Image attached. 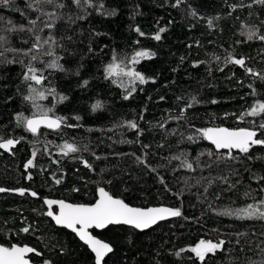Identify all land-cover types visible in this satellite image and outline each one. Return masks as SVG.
Listing matches in <instances>:
<instances>
[{"label": "trees", "instance_id": "trees-1", "mask_svg": "<svg viewBox=\"0 0 264 264\" xmlns=\"http://www.w3.org/2000/svg\"><path fill=\"white\" fill-rule=\"evenodd\" d=\"M58 3L65 7L45 8L60 17L52 34L59 42L55 52L65 71L46 69L44 88H54L67 99L58 103V96L48 95L36 101L44 109L52 108L50 115L67 118L57 131L40 130L33 136L17 126V114L29 117L38 109L23 99L28 91L22 81L21 61L27 64L30 57L6 49H27L31 39L26 32L0 31L7 37V43L0 46V137L20 141L11 151L0 149V188L38 193L33 197L7 191L0 196V244L34 247L42 255H31L32 264H43L45 259L52 264H94L93 255L73 234L56 228L47 218L43 201L93 204L97 189L103 187L132 207L167 206L181 211V216L145 232L124 226L93 231L113 247L106 264H193L190 252L176 253L201 239L225 242L215 255L208 254L206 264H249V260L264 258L257 247H264V220L220 214L264 199L260 191L264 184L258 182L264 175V159L255 158L264 157V149L257 146L251 160L235 151L236 160H218L207 155L215 153L208 141L187 140L197 128L253 127L249 121L262 122L261 117L240 121L237 116L254 100L264 98V81L225 60L231 53L264 73V41L248 40L246 35L252 30L264 34V4L183 0L173 7L176 0H90L91 7L81 8L69 0ZM15 7L26 9L25 0H15ZM113 10L114 15L106 14ZM28 14L33 19L38 15ZM0 17L4 18L0 28L9 20L15 25L27 23L11 7L0 6ZM160 28L166 30L157 41L153 37ZM41 35L46 36L47 30ZM137 50L154 55L135 65L147 82L137 81L136 90L126 100L127 80L124 87L113 84L104 78L103 69L113 53L127 61ZM48 59L40 56L33 63L42 68ZM84 81H88L86 86ZM249 84L257 96L249 94ZM193 96L199 103L176 119ZM97 101L102 107L93 111ZM77 116L81 119L76 120ZM126 121L136 122L140 132L128 128ZM65 141L79 151L63 156L59 146ZM182 153L192 163V170L172 159ZM29 159L33 166L26 170ZM84 161L91 167H85ZM23 227L30 231L22 232Z\"/></svg>", "mask_w": 264, "mask_h": 264}, {"label": "snow or ice", "instance_id": "snow-or-ice-1", "mask_svg": "<svg viewBox=\"0 0 264 264\" xmlns=\"http://www.w3.org/2000/svg\"><path fill=\"white\" fill-rule=\"evenodd\" d=\"M71 4H75L78 7H91L90 0H69ZM256 3L264 4V0H254ZM26 9H21L15 7V0H0V6L11 7L14 11L19 12L20 16L23 17L27 23L15 25L11 20L7 21V24L0 31L6 32H26L30 35L31 47L27 49H6L13 52H22L23 55L29 56L30 59L27 64L21 61L24 66V71L22 73V81L27 84L28 94L23 97L26 102H31L34 108L38 109V112L34 113L32 116L26 117L22 113L16 115L15 119L17 126H22L27 132L36 136L40 129L46 128L53 131L61 129L62 125H65V117H59L52 113V108L44 109L36 103L38 100H44L48 95L56 98L58 96L57 102H62L66 100L67 97L63 95H58L54 88H44L45 81L48 80V76L45 74V70H59L65 71L63 65L60 64L61 57L56 55L55 48L59 46V42L55 39L52 34V30L57 27L56 20L60 19L55 12L46 11L45 6H53L56 8H63L65 5L63 3H58V0H25ZM183 0H176V3L172 5L173 7H178ZM243 6V5H241ZM233 9L237 6L232 5ZM103 9V5H100ZM38 13L36 18H31L28 12ZM107 15H114L115 11L107 12ZM195 15V13H193ZM79 19H84V16L78 17ZM4 21L3 17H0V23ZM211 25V21H209ZM47 30V35L42 36ZM166 29L160 28L159 31L154 35L153 39L159 41L161 39L160 33H163ZM141 36L144 35L139 28H136ZM99 35V33H97ZM248 40L259 39L264 41V34H258V31L252 30L247 34ZM69 39H71L69 37ZM7 43V37L5 35H0V46ZM25 44L29 43L28 40L24 41ZM89 51H92L90 48ZM2 55V53H0ZM154 55L147 50H137L133 55L127 60H120L115 53H113L112 58L109 63L104 66V78L111 79L113 84H118V86H125V79L129 85L127 92L128 94L124 96V99H128L132 93L136 90L135 84L138 81L140 84L147 82V78L136 70L135 65L138 64L142 59L151 58ZM40 56L49 57L50 59L43 61V67L37 68L33 62L38 61ZM219 59V57H217ZM225 63H231L237 65L244 69L245 74L256 77L257 79L264 81V73H258L252 68L248 67L246 60L243 57L237 58L236 56L229 53ZM196 65H194L195 67ZM88 81H84V86H86ZM243 82H241L242 84ZM248 87L251 89L249 93L252 96H257V90L249 84ZM243 98V97H242ZM164 97H161L163 100ZM178 101H182L183 97H177ZM212 103H217L216 100H212ZM199 103L197 98L193 96L189 102L184 104L179 110V116L176 119H180L184 116L187 109L192 108L195 104ZM102 107L100 101H97L92 105L93 111ZM228 114H226L227 116ZM245 117H261L262 122L258 125L255 121H249L253 124V127H240V128H227V127H207V128H197L195 129V134H190L187 136L188 141L195 142L197 139H203L209 141L214 147L215 153L209 151L208 156H216L218 160H236L237 156L234 154L239 153L245 158L251 160L253 156L252 151L259 146L264 149V98L256 99L252 105L241 112L237 119L243 121ZM76 120L81 119L79 116L75 117ZM125 124L128 128L137 130L140 132L139 126L134 121H126ZM67 127H75V125L68 124ZM163 127V124L160 125ZM20 141L14 138H2L0 137V149L5 151H11L12 148ZM144 147H147L146 145ZM60 152L63 156H68L70 153H76L79 151L78 147L65 141L59 146ZM204 153H201L203 155ZM36 152L33 151L32 156L35 157ZM181 156L184 158L181 159ZM181 156H174L172 159L181 160V166L189 170L193 169L192 163L187 160L186 154H181ZM99 158V157H98ZM256 159H264V157H255ZM137 160L145 164L147 167V162L140 157ZM57 162L58 161H54ZM85 167H91L87 161L83 162ZM33 166V159H29L24 168L27 170ZM29 180L32 178L29 174L27 177ZM227 182V178H221ZM256 179V177H253ZM163 182V181H162ZM212 181L210 180L209 183ZM258 182L264 184V175L258 178ZM56 183H60L57 179ZM5 191H15L19 195L23 196L27 192L33 197H37L38 193L35 191H29L24 188L19 189H5L0 188V192ZM264 192V187L260 189ZM98 199L94 204H70L66 203L64 200H52L44 198V204L47 205L48 210L46 215L50 217L57 226L62 228L70 229L76 237L86 245L87 248L94 254V264H106L105 257L109 253L113 252V247L98 238H96L89 229H104L109 225H127L133 229L143 231L145 229L151 228L153 225L157 224L158 221L167 219L169 217L181 216V211L178 208L170 207H149V208H137L131 207L125 203L122 199L115 198L110 195L103 187L97 189ZM249 195V193H245ZM53 206L58 207L59 211H56ZM221 215H234L238 219H262L264 220V199H261L257 204H248L244 208L237 209L235 211L227 210L220 213ZM22 232L28 233L30 227H23ZM224 241L220 240L218 242H213L211 240L201 239L194 246L188 249H181L176 253L177 256L180 252L188 251L192 254L189 259L193 260V264L199 261V264H206V257L208 254L215 255L217 251L221 250L224 245ZM260 249V254L264 256V247L257 246ZM34 253L36 256H41L42 253L37 251L34 247L27 245H18L16 243L10 246H5L0 244V264H30L28 254ZM43 264H52V261L45 259ZM249 264H264V258L259 261L249 260Z\"/></svg>", "mask_w": 264, "mask_h": 264}, {"label": "water", "instance_id": "water-1", "mask_svg": "<svg viewBox=\"0 0 264 264\" xmlns=\"http://www.w3.org/2000/svg\"><path fill=\"white\" fill-rule=\"evenodd\" d=\"M40 130H49V131H53V130H50V129H46V128H41ZM209 142V141H208ZM210 143V142H209ZM7 191H5V192H0V196L1 195H3V194H5ZM97 199H98V192H97ZM96 199V200H97ZM66 202V201H65ZM96 202V201H95ZM94 202V203H95ZM66 203H68V202H66ZM93 203V204H94ZM70 204H72V203H70ZM55 209H56V211H59V209H58V207H56V206H53ZM132 207V206H131ZM157 207H167V206H157ZM48 217V216H47ZM51 221H52V223H53V225L56 227V228H58V229H64V230H66V231H68V232H70V233H72L75 237H76V235L70 230V229H66V228H62V227H60V226H57L56 224H55V222L50 218V217H48ZM176 217H169V218H167V219H164V220H161V221H158L157 222V224H155V225H153L151 228H148V229H145V230H143V231H140V230H136V229H134L135 231H137V232H145V231H148V230H150V229H152V228H154L156 225H158V224H160V223H164V222H167V221H170V220H173V219H175ZM118 226H124V227H127V228H131L130 226H127V225H109V226H107L106 228H104V229H89V231L92 233L93 231H96V232H102V231H104L105 229H107V228H109V227H118ZM131 229H133V228H131ZM93 234V233H92ZM96 237V236H95ZM77 238V240L83 245V243L78 239V237H76ZM97 238V237H96ZM99 239V238H98ZM86 248H87V246L86 245H84ZM88 249V248H87ZM89 250V249H88ZM90 251V250H89ZM90 253H91V251H90ZM34 253H31V254H28V257L27 258H29V260H30V256L31 255H33ZM92 254V253H91ZM109 254H111V253H109ZM108 254V255H109ZM93 255V257H94V254H92ZM107 257V256H106ZM105 257V258H106ZM30 264H32L31 263V261H30Z\"/></svg>", "mask_w": 264, "mask_h": 264}, {"label": "flooded vegetation", "instance_id": "flooded-vegetation-1", "mask_svg": "<svg viewBox=\"0 0 264 264\" xmlns=\"http://www.w3.org/2000/svg\"><path fill=\"white\" fill-rule=\"evenodd\" d=\"M55 209V208H54ZM47 210H48V208H47ZM56 210V209H55ZM47 212V211H46ZM47 216V215H46ZM48 218V217H47ZM49 219V218H48ZM52 222V221H51ZM62 230H64V229H62ZM66 231V230H65ZM66 232H68V231H66ZM70 233V232H69ZM93 233V232H92ZM72 234V233H71ZM77 239V238H76Z\"/></svg>", "mask_w": 264, "mask_h": 264}]
</instances>
